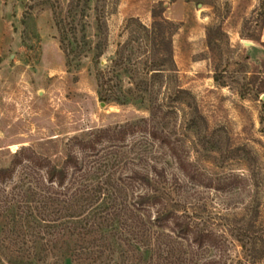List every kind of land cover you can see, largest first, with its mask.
I'll return each mask as SVG.
<instances>
[{"label": "rangeland", "instance_id": "1", "mask_svg": "<svg viewBox=\"0 0 264 264\" xmlns=\"http://www.w3.org/2000/svg\"><path fill=\"white\" fill-rule=\"evenodd\" d=\"M72 1L79 4L68 14ZM158 1L176 24L174 66L150 82L151 94L140 90L123 103L103 101L97 70L109 67L119 44L129 37L133 26L126 27L128 19L138 17L148 25ZM261 2L0 0V167L8 166L22 147L61 163L75 137L149 119L152 99L159 112L149 124L167 134L192 175H184L170 150L144 132L128 136L122 148L100 146L93 159L110 165L126 157L135 160L127 167H163L162 185L177 208L216 237L213 246H190L194 259L264 264ZM55 8L57 19L64 21L60 25L67 32L63 45L69 55L60 42ZM133 44L134 59L141 46ZM129 81L122 76L119 83L127 88ZM28 170L22 163L17 177Z\"/></svg>", "mask_w": 264, "mask_h": 264}, {"label": "trees", "instance_id": "2", "mask_svg": "<svg viewBox=\"0 0 264 264\" xmlns=\"http://www.w3.org/2000/svg\"><path fill=\"white\" fill-rule=\"evenodd\" d=\"M78 4L69 2L67 13ZM260 6L264 16V0ZM165 9L163 1L156 2L148 25L138 17L128 19L126 27L133 26L129 37L119 44L109 67L96 73L103 101L123 103L140 90L151 94L155 78L172 69L176 24L165 17ZM53 13L62 48L69 55L63 45L67 32L60 25L64 21L57 19L56 8ZM95 21L100 31L103 25L97 14ZM133 43L141 46L134 59ZM122 76L130 80L127 88L120 84ZM148 102L149 119L75 137L76 150H68L61 163L22 147L8 166L0 167V264H215L212 259H194L189 250L213 246L217 240L177 208L162 185L163 167L156 163L149 169L127 167L135 160L126 157L110 165L93 159L100 146L122 148L128 136L144 132L170 150L184 175H192L167 134L149 124L159 109L152 99ZM24 162L29 170L17 177V167Z\"/></svg>", "mask_w": 264, "mask_h": 264}, {"label": "water", "instance_id": "3", "mask_svg": "<svg viewBox=\"0 0 264 264\" xmlns=\"http://www.w3.org/2000/svg\"><path fill=\"white\" fill-rule=\"evenodd\" d=\"M248 44H250V43H248ZM263 100H264V95H263Z\"/></svg>", "mask_w": 264, "mask_h": 264}]
</instances>
